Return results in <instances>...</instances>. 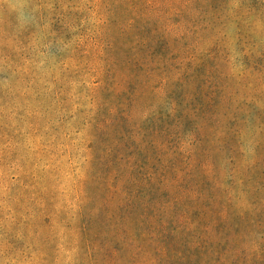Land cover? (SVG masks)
I'll use <instances>...</instances> for the list:
<instances>
[{
    "label": "rangeland",
    "instance_id": "374dc122",
    "mask_svg": "<svg viewBox=\"0 0 264 264\" xmlns=\"http://www.w3.org/2000/svg\"><path fill=\"white\" fill-rule=\"evenodd\" d=\"M136 2L0 0V264H81V248L60 237L79 227L74 197L80 210L91 205L104 160L130 163L150 185L164 167L171 196L189 153L196 165L204 150L217 156L220 145L240 144L238 134L263 142L254 112H264L255 90L264 88V63L255 61L264 56V0ZM120 25L144 35L149 77L129 63L107 77L106 38ZM156 45L169 47L157 54ZM214 46L217 66L197 68ZM223 159L216 165L225 202ZM235 160L230 217L254 207L240 184L248 164ZM161 210L159 226L177 234L172 203ZM259 235L248 228L245 243Z\"/></svg>",
    "mask_w": 264,
    "mask_h": 264
},
{
    "label": "trees",
    "instance_id": "16d2710c",
    "mask_svg": "<svg viewBox=\"0 0 264 264\" xmlns=\"http://www.w3.org/2000/svg\"><path fill=\"white\" fill-rule=\"evenodd\" d=\"M145 1L159 5L168 0H140V3ZM217 1L220 6L224 0ZM194 2L203 5L204 0ZM241 3H250V8L255 7L252 2ZM119 29L120 34L114 39L106 38L109 61L107 77L114 79L120 66L128 63L134 70L146 72L149 77V60L144 57V35L133 32L135 28L126 31L120 25ZM168 47L156 45L155 52L163 54ZM219 48L214 46L205 56L200 57L202 61L197 68L203 70L210 64L216 67ZM262 55L255 60L257 68L264 63ZM244 59H247V63V54ZM244 73H241L242 77L246 75ZM216 75H221L219 69H216ZM255 90L264 96V88L260 90L258 84ZM105 113V110L100 109L101 116L97 119L101 130L107 125L103 119ZM254 115H260L264 121L262 110H256ZM123 119L121 113L114 120ZM262 122H255L256 129L262 128L259 133L261 136L264 134ZM255 133L251 134L252 138ZM238 136L242 137L240 144L233 140V143L226 142L222 147L220 145L217 156L204 150L196 165L189 163L192 158L189 153L184 165L187 171L171 196L162 188L166 176L164 167L154 185H150L147 180L135 174L136 169L130 163L115 164L114 157L102 161L95 171L96 191L91 205L80 210V197H74L77 202L74 213L79 216V227H71L60 239L68 244L74 242L77 249L81 248V264H264V139L261 137L263 142L257 140L251 144L253 140H247L246 134ZM221 156L230 177L229 187L223 191L225 202L220 198L218 173L221 170L216 165V158L219 157L221 161ZM235 157L248 164L240 184L243 190L248 189L246 195L254 207L252 210L241 207L236 210V215L230 217L228 211L234 206V197L230 191L237 181L234 173L237 169ZM194 170L200 177L194 174ZM147 187L148 190L144 192ZM51 199H44L46 214ZM168 202L174 207L173 223L177 224V234H170L158 224L159 215L163 212L161 208ZM196 220L203 230L200 234L195 230ZM248 228L260 235L246 244L243 234Z\"/></svg>",
    "mask_w": 264,
    "mask_h": 264
}]
</instances>
